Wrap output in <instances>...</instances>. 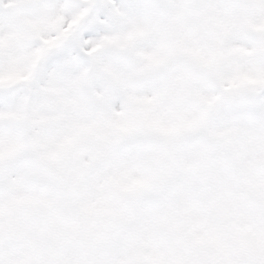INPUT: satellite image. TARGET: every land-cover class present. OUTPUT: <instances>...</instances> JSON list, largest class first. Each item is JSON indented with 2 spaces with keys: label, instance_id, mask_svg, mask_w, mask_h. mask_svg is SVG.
Instances as JSON below:
<instances>
[{
  "label": "snow or ice",
  "instance_id": "snow-or-ice-1",
  "mask_svg": "<svg viewBox=\"0 0 264 264\" xmlns=\"http://www.w3.org/2000/svg\"><path fill=\"white\" fill-rule=\"evenodd\" d=\"M0 264H264V0H0Z\"/></svg>",
  "mask_w": 264,
  "mask_h": 264
}]
</instances>
